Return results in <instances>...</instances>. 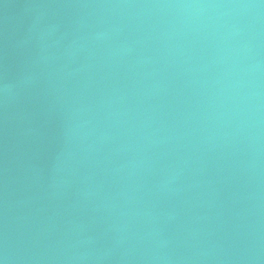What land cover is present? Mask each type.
<instances>
[{
    "label": "water",
    "instance_id": "1",
    "mask_svg": "<svg viewBox=\"0 0 264 264\" xmlns=\"http://www.w3.org/2000/svg\"><path fill=\"white\" fill-rule=\"evenodd\" d=\"M0 264H264V0H0Z\"/></svg>",
    "mask_w": 264,
    "mask_h": 264
}]
</instances>
